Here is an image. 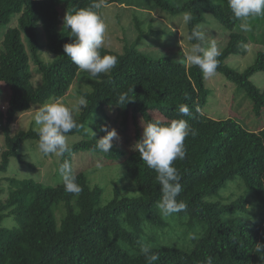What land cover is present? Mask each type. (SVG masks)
<instances>
[{"label":"trees","instance_id":"trees-1","mask_svg":"<svg viewBox=\"0 0 264 264\" xmlns=\"http://www.w3.org/2000/svg\"><path fill=\"white\" fill-rule=\"evenodd\" d=\"M122 1L0 0V88L10 90L6 113L0 110L4 147L0 152V173L6 172L11 159L23 161L18 153L23 142H38L37 129L32 127L12 133L11 124L16 117L33 106L61 100L81 70L63 53V46L71 43L73 37L70 30L63 27V19L59 24L58 8H62L64 17L67 12L93 4L111 5ZM150 2L153 9L172 16L191 13L192 20L185 23L187 37L203 22L205 13H210L229 31L228 41L219 51L216 73L223 74L241 90L251 101L253 114L259 116L264 111V88H258L250 78L264 72V52H258L253 64L242 72L225 64L230 56H244L248 50V38L237 29L241 21L234 18L227 0ZM93 10L100 15L99 8ZM140 25L136 18L138 35L122 53L105 46L101 49V55L117 57L118 63L110 72L95 77L85 73L88 90L79 94L87 100V106L79 109L75 119L80 126L78 129L85 128L95 114L104 116L105 107L123 110L120 126L124 130L128 116L137 124V120L143 124L155 120L164 124L173 119L187 120L195 134L190 133L184 141L185 158L173 162L182 184L177 199L186 204V209L176 214L198 219L206 225V232L194 239L189 250L152 246V251L160 256L155 264H202L207 256L214 258L213 264H264V248L261 251L257 248L258 244L264 245V216H261L264 214V126L248 131L233 119L205 116L201 109L209 91L200 69L176 58L152 59L141 53L138 44L149 34L157 37L161 32L144 33ZM38 27L42 29L44 45L40 44ZM262 32L264 39V29ZM199 43L205 46L204 40ZM43 47L53 55L51 60L42 58ZM31 63L41 76L36 87L30 82ZM133 86V93L129 92ZM124 92H129L132 102L123 106L118 103V97ZM182 104L188 106L189 116L179 112ZM103 124L96 121L99 134L69 146L71 151L59 157L56 172L59 173L62 159L72 163V156L79 151L103 154L118 159L115 164L120 166L119 173L121 175L123 170L124 178L135 185L136 195L121 196L113 182L114 192L105 198L103 188L92 184L89 175L82 170L73 172L82 188L78 195L66 192L62 181L52 187L37 177L0 176V264H147L140 252L129 253L122 246L121 241L137 239V233L133 228H122L118 217L120 213H127L135 218L137 211L154 216L161 198L160 185L156 173L137 151L129 152L123 145H117L116 140L109 153L95 148L96 140L106 134L100 131ZM112 124L113 121L109 128H116ZM140 137L136 129L134 138L138 141ZM55 175L48 173L47 177ZM234 181L243 183L247 193L263 207L258 213L259 219L248 216L222 219L226 212L248 209L247 201L241 198L230 204L213 200ZM6 217L14 221L10 228L2 225Z\"/></svg>","mask_w":264,"mask_h":264},{"label":"rangeland","instance_id":"rangeland-1","mask_svg":"<svg viewBox=\"0 0 264 264\" xmlns=\"http://www.w3.org/2000/svg\"><path fill=\"white\" fill-rule=\"evenodd\" d=\"M150 3V0H123L122 3L119 2L111 5L101 4L99 13L107 25L104 46L122 53L124 48L131 44L138 35L135 29V19L137 18L141 24L140 28L144 33L149 34L150 31L158 30L161 32L160 36L157 37L149 34L148 38L138 44V49L141 53L152 59L176 58V60L185 62L187 66L190 65L185 61V54L190 50L191 45L187 39L183 15L172 16L166 12L162 13V11L153 9ZM58 11L60 15L59 24H61L63 19L62 8L59 7ZM248 23L250 25L249 31H243L240 27L237 28L248 38L246 55L230 56L225 61L228 67L234 68L239 72L244 71L253 64L258 52H264L262 32L264 29V17L250 18ZM199 29L204 37L205 47L214 41L220 51L226 45L229 31L216 22L210 13L204 14V20L199 25ZM38 38L40 44L44 45L45 39L41 27H38ZM41 56L44 61H49L53 58V55L45 47L41 49ZM31 71L32 77L30 82L33 87H36L41 82V76L36 73L32 63ZM85 73L86 71H79L64 97L58 100V102H62L67 107L73 108L74 102L77 98L81 97L79 92L88 90L84 83ZM204 80L205 86L209 91L207 101L201 109V112L205 116L220 120L233 119L248 131H256L264 126V111L259 116L254 115L251 110V101L241 90L228 81L223 74L216 73L214 77L205 78ZM250 81L258 88H264V72L254 74L250 78ZM0 91V110L2 113H6L10 90L1 86ZM52 101L55 100L49 102ZM42 106H33L29 110L19 114L11 124L12 133L27 131L31 127L37 129L34 123V116L36 111ZM122 111V109L105 107L104 116H100L98 113L95 114L92 120L85 125V128H80L74 134L67 135L68 145L70 146L82 138H88V136L92 135L90 131L97 135L98 128L96 121H102L107 126H111L110 124L113 121L112 125L116 127L114 129L119 135V140H116L117 145H123L129 152L136 151L134 146L142 138L143 123L141 120H137L138 124L134 123L132 118L128 116L125 130L122 129L120 126V112ZM79 112L80 110L73 111L75 119L78 118ZM157 117L160 119L159 115ZM136 129L140 131L141 135L138 141L134 138ZM3 149V134L0 125V152ZM18 153L20 159L23 161L21 162L16 158L11 159L6 172L0 173V176L15 178L37 177L40 181L46 180L52 187L58 185V182L61 183L62 178L56 172L59 157L54 154L44 156L39 152L37 142L33 140L23 142L18 149ZM117 161L118 159L107 158L103 154L91 151H79L72 156L71 164L73 172L82 170L89 175L92 184L100 185L103 188L105 198L111 195L115 188L121 196H135L137 191L135 185L124 178L123 170L120 175V166L115 164ZM48 173L56 175L53 178H49L47 177ZM113 182L116 183L115 188L112 187L111 183ZM240 198L247 201L248 209L245 211L236 209L226 212L222 214V219L246 216L259 219L258 213L259 211H263V207L254 200L252 194L247 193L245 185L239 181L228 184L220 192L219 196L213 198V200H219L223 204H230ZM261 216H264V214ZM118 219L122 228H133V232L137 233V239L135 240H120L123 244L121 245L129 253L133 254L140 252L141 242L150 244L151 246L165 245L189 250L194 239L200 238L206 232V225L198 219L191 218L187 214L164 216L159 209L152 217L137 211L135 218L129 217L127 213H120ZM13 224L14 221L11 217H6L2 221V225L8 228Z\"/></svg>","mask_w":264,"mask_h":264},{"label":"clouds","instance_id":"clouds-1","mask_svg":"<svg viewBox=\"0 0 264 264\" xmlns=\"http://www.w3.org/2000/svg\"><path fill=\"white\" fill-rule=\"evenodd\" d=\"M227 5L234 18L241 21L239 27L243 31H249L248 20L253 17H264V0H227ZM100 4H93L89 8L67 12L63 17V27L72 34L71 43L63 46V53L81 70L95 77L101 73L110 72L118 63L117 57L110 54L101 55V49L105 44L107 25L104 19L93 9ZM192 20L191 13L183 14V21L187 24ZM189 41H197L191 45L185 54V61L200 69L203 76L214 77L219 66L218 56L220 52L213 41L208 46H202L199 41L204 37L199 26L188 35ZM133 86L129 92L133 93ZM129 92H124L118 97V103L123 106L129 102ZM187 98V97H186ZM87 106V100L79 97L74 102L73 108H69L62 102L52 101L43 105L34 116L37 126V147L41 154L48 156L54 154L63 158L71 149L67 143V133L80 127L74 118L73 111ZM179 112L189 116V108L182 104ZM142 138L135 144V149L145 164L156 173V180L160 185L161 198L157 207L162 215L170 216L186 209V204L177 197L182 192L181 176L173 162L183 160L186 155L184 141L189 134H195L190 124L185 119H173L164 124L160 120L149 121L142 124ZM89 130V129H88ZM90 131V130H89ZM100 131L106 134L96 140L95 148L101 152L109 153L113 147V141L119 140V135L114 128L102 125ZM94 136L95 133L90 131ZM59 174L62 178L66 192L79 194L82 191L73 173L71 162L62 159L59 164ZM258 251L264 245H257ZM140 253L145 257L147 264H155L160 259L158 253L152 251V246L140 243ZM213 257L207 256L202 264H213Z\"/></svg>","mask_w":264,"mask_h":264}]
</instances>
